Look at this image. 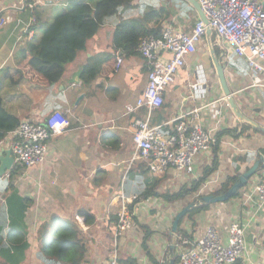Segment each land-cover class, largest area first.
<instances>
[{"label": "crops", "instance_id": "obj_1", "mask_svg": "<svg viewBox=\"0 0 264 264\" xmlns=\"http://www.w3.org/2000/svg\"><path fill=\"white\" fill-rule=\"evenodd\" d=\"M69 1L0 0V23L4 22L0 24V131L5 134V140L22 120L39 123L54 112H64L70 121L65 133L50 139L45 161L21 167L15 182L18 195L26 200L22 229L30 245L21 264L40 263L36 254L37 233L44 221L55 214L73 219L86 232L88 264H107L111 228L117 220L121 193L126 197L137 196V199L131 205L133 225L119 239V261L152 264L151 259H154L164 264L170 254L174 217L190 202L179 198L172 202L173 207L169 206L163 198L168 185L190 188L192 181L203 175L204 168L212 166L216 160V176L211 174L198 192L191 195L211 194L220 189L226 178L244 172L254 163L261 154L259 149L264 148V133L245 125L244 133L248 129L253 133L250 147L238 146L231 139L240 135L244 124L229 110L219 84L213 89L207 85L204 64L210 57L209 37L205 36L208 43L205 56L201 54L202 45H198L184 69L165 88L163 104L153 112L151 124L165 125L181 111L192 107L190 102L183 103L182 98L188 93L189 83L196 81L201 67L210 94V104L201 110L203 125L209 128L216 124L217 131L236 128L237 135L223 134L218 141L215 139L210 150L197 154L191 174L169 170L157 175L140 162L130 164L133 122L142 118L145 111L129 113L127 107L134 106L142 95L147 76L137 46L133 53L117 48L113 42L114 31L118 24L128 20L144 25V11L148 8L157 11L164 7L168 12L158 22L147 25L155 32L160 27L159 34L166 25L187 31L200 18L185 0H131L130 7L121 8L99 22L92 16L93 1L85 2L83 14ZM261 3L264 7V0ZM215 47L223 53L226 80L240 109L264 124V89L251 87V81L246 83L249 72L243 59L234 58L227 64L226 45H220L215 38ZM117 55L123 58L118 69ZM39 60L60 67L62 74L57 82L49 85L42 72L37 71ZM211 66L213 68L212 63ZM213 72L215 74L214 68ZM195 104L203 102L196 100ZM168 130L164 126L163 132L168 133ZM219 159L224 163L222 170L221 164H217ZM258 181L256 173L238 195L209 204L192 218L183 220L182 228L194 234L192 240L184 237L178 244L173 243L174 256L179 259L176 264H180V243L184 239L193 242L209 226L215 227L225 239L228 227L234 222L245 228L243 261L264 264V208H259L254 199L244 200L245 193ZM185 183L188 186L182 185ZM0 200L1 208L4 203L1 193ZM81 210H87L93 218L85 222L79 214ZM190 247L185 245V249Z\"/></svg>", "mask_w": 264, "mask_h": 264}, {"label": "built area", "instance_id": "obj_2", "mask_svg": "<svg viewBox=\"0 0 264 264\" xmlns=\"http://www.w3.org/2000/svg\"><path fill=\"white\" fill-rule=\"evenodd\" d=\"M196 1L207 25L201 19L187 31L166 25L160 35H145L137 45L147 84L135 105L127 107V112L142 109L145 115L133 122V150L129 162H140L150 173L157 175L169 170L191 174L197 154L210 150L215 143L217 125L208 128L201 121V110L210 104L209 88L201 67L196 81L189 83L188 93L182 98L183 103L190 102L192 107L181 111L165 125L151 124L153 112L163 104L165 88L174 82L178 72L187 65L188 58L196 53L207 28L214 29L221 43L226 45V63L234 58L243 59L251 87L264 89V7L261 0ZM122 62L121 55H117L116 69ZM196 100L203 104L196 105ZM69 126V118L64 112H54L39 123L22 120L8 133V139L0 141V148L11 150L14 164L24 168L39 165L46 159L50 139L65 133ZM164 126L169 129L168 133L163 132ZM257 174L259 181L252 186L250 195L245 193L244 200L254 199L259 208H264V168ZM8 177L6 172L3 178ZM136 199L137 196L120 195L107 264H122L119 261V239L133 225L131 205ZM244 233V226L234 222L223 239L215 227L209 226L200 238L193 242L184 239L180 243V264H246L242 258L246 251ZM185 245L191 247L185 249Z\"/></svg>", "mask_w": 264, "mask_h": 264}, {"label": "trees", "instance_id": "obj_3", "mask_svg": "<svg viewBox=\"0 0 264 264\" xmlns=\"http://www.w3.org/2000/svg\"><path fill=\"white\" fill-rule=\"evenodd\" d=\"M91 1H93L91 4L94 8L92 16L99 22L103 21L104 18L108 16L114 15L119 9L131 6L129 5L131 0ZM85 2H89V0L69 1L72 6L77 8V12L81 14L84 13ZM167 15L168 12H166L164 7H161L157 11H155L154 8H148L144 11V25H140L138 22L131 20L118 24L113 34V42L115 46L117 48H122L125 53L135 52L136 46L141 37L150 34L160 35V27H157L155 32V30L147 28L148 23L158 22L161 18L166 17ZM209 42L211 44L215 43L214 34L209 37ZM214 49L216 53H220L219 49L216 47ZM33 58H36L35 54ZM37 71L42 72V76L49 85L57 82L62 74L60 67L56 63H47L40 60L37 65ZM246 128L247 127L244 124L239 134H243ZM223 134L236 136L237 129L231 128L217 131L215 133L217 141ZM4 136L5 134L0 131V141L3 140ZM259 152L264 154V148L259 149ZM215 168L216 160L212 166L204 168L203 175L192 181L190 188L183 186L179 191L171 195H163V197L168 200H176L179 198H186L188 195L198 192L200 186L207 180ZM20 172L21 166L15 164L9 171V178L3 181L0 180V193L4 199L3 206L0 208V264H21L25 259V251L30 247L25 239V233L22 229L24 218L23 211L26 208V200L18 195L15 188V182L20 175ZM236 176L237 175H233L232 177L226 178L220 189L211 192V194L215 196L225 193L236 180ZM239 191L236 195H238ZM206 206L208 205L202 204L194 207L181 218L178 224L177 237L173 242L175 245L184 237H188L192 240L194 232L192 231L191 234H188L182 228L181 223L185 218H192L193 215L204 209ZM79 214L84 217L85 222L93 218V215L87 210H81ZM113 227L111 228V232ZM86 236V232L79 228L73 219H68L58 214L51 216L48 220L44 221L37 233L38 249L36 254L40 261L39 264H88V239ZM178 260V256L175 255L174 264H176ZM151 262L152 264H159L154 259H151ZM127 263L123 262L122 264Z\"/></svg>", "mask_w": 264, "mask_h": 264}, {"label": "water", "instance_id": "obj_4", "mask_svg": "<svg viewBox=\"0 0 264 264\" xmlns=\"http://www.w3.org/2000/svg\"><path fill=\"white\" fill-rule=\"evenodd\" d=\"M190 4L191 7L195 10L198 17L207 25V21L200 10V7L196 0H185ZM212 34L215 35L216 41L221 45V38L216 34L214 29L207 28L206 36L210 37ZM215 43L211 44L209 42L208 52L211 59V63L215 70V74L218 79V84L223 94V99L226 101L229 110L233 113L236 120L245 124L254 131L264 133V124L258 122L257 120L249 117L245 114L239 107L238 103L234 98L233 92L228 86L226 75L224 71V66L222 63L223 53H216L214 49ZM14 160L11 154L10 149L0 148V178L5 175L6 172L10 171L14 166ZM264 168V154H260L254 161V163L246 169L244 172L237 174L236 180L232 183L231 187L222 194L219 195H200L195 196L187 205H185L174 217V221L171 226L170 236L172 241L169 246V255L165 258L164 264H174V244L173 240L177 237L178 223L184 215L190 212L194 207L200 206L202 204L209 205L217 202L226 201L236 195V193L244 186L247 185L250 177L255 175L260 169Z\"/></svg>", "mask_w": 264, "mask_h": 264}, {"label": "rangeland", "instance_id": "obj_5", "mask_svg": "<svg viewBox=\"0 0 264 264\" xmlns=\"http://www.w3.org/2000/svg\"><path fill=\"white\" fill-rule=\"evenodd\" d=\"M208 43H207V39H206V37L205 38H203L202 39V41L198 44L199 45V47H200V45H202V52H201V54L203 55V56H205L204 55V52H205V50L207 49V47H206V45H207ZM204 47V48H203ZM205 58V57H204ZM210 67H211V69H212V71H210ZM204 71H205V75H206V79H207V85L209 86V88L210 89H213V87H218V81H217V77H216V75L214 74V72H213V68H212V66H211V62H210V59H208V57L206 58V60H205V64H204ZM226 77H227V75H226ZM246 83H249L251 80V78H250V75L248 74V75H246ZM238 79H239V81H241V78L240 77H238ZM220 89V88H219ZM221 91V90H220ZM229 114L231 115V112H229ZM247 132L248 133H250V135L249 134H247ZM247 132L246 133H243V134H240V135H238L237 137H235V138H231V139H233V140H235L234 142H236V144L238 145V146H248V147H250V144H251V142H250V140L252 141V139H253V137L251 136V134H253L251 131H249V129L247 130ZM217 164L218 165H220L221 164V170H222V168H223V166H224V163H223V160L221 159H219V161L217 162ZM225 169V168H224ZM221 170H218V173H221ZM216 172L217 171H213L211 174H213V175H215L216 176ZM210 174V175H211ZM251 178V177H250ZM190 183H191V181H190ZM182 185H187L188 186V184L187 183H185V184H182ZM168 189L164 192V196H167V195H171V194H173V193H175V191H177V190H179V188H180V185L179 184H174V185H168V187H167ZM207 191H208V189H207ZM202 195H204V194H202ZM169 197V196H168ZM195 196H192V195H188L186 198L189 200V201H191L193 198H194ZM163 198H165V197H163ZM166 199V198H165ZM166 201H168L169 202V206H171V207H173V205H172V202H174L175 200H173V199H171V200H168V199H166ZM0 202H1V200H0ZM181 202H183L184 203V200L183 201H181ZM218 203H221V202H217V203H213V204H218ZM179 204H180V201L178 202V204H177V206H179ZM26 264H33V262H31V261H28Z\"/></svg>", "mask_w": 264, "mask_h": 264}]
</instances>
